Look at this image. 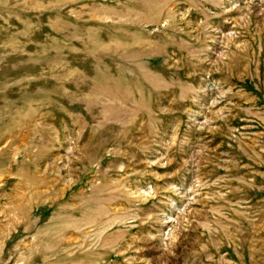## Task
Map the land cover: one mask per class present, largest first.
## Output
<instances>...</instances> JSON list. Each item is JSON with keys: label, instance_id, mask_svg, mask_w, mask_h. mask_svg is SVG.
<instances>
[{"label": "rangeland", "instance_id": "rangeland-1", "mask_svg": "<svg viewBox=\"0 0 264 264\" xmlns=\"http://www.w3.org/2000/svg\"><path fill=\"white\" fill-rule=\"evenodd\" d=\"M0 264H264V0H0Z\"/></svg>", "mask_w": 264, "mask_h": 264}]
</instances>
